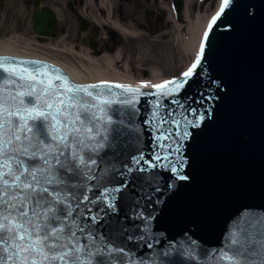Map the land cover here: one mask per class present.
<instances>
[{
	"label": "snow or ice",
	"instance_id": "snow-or-ice-1",
	"mask_svg": "<svg viewBox=\"0 0 264 264\" xmlns=\"http://www.w3.org/2000/svg\"><path fill=\"white\" fill-rule=\"evenodd\" d=\"M218 2L194 63L182 78L163 83L77 84L54 65L0 56V264H175L174 254L183 264H264V215L242 216L219 247L205 248L192 239L178 249L169 244L151 260L137 259L117 243L125 231L118 219L107 231L97 227L101 213H115L117 202L128 198L127 184L115 178L125 174L121 165L133 171L129 160L147 165L138 167L139 173L160 168L188 179L183 141L205 115L192 108L177 114L184 105L175 97L197 74L209 33L233 0ZM148 88L155 91H141ZM145 95L157 97L144 121L158 133L153 139L159 151L150 160L138 148L134 123ZM168 97L177 108L162 103L160 98ZM141 180L154 184L159 175ZM144 231L150 232L146 221Z\"/></svg>",
	"mask_w": 264,
	"mask_h": 264
},
{
	"label": "water",
	"instance_id": "water-1",
	"mask_svg": "<svg viewBox=\"0 0 264 264\" xmlns=\"http://www.w3.org/2000/svg\"><path fill=\"white\" fill-rule=\"evenodd\" d=\"M174 3L181 20L185 1L174 0ZM56 14L54 9L44 6L36 11L32 26L38 36L53 35L59 20ZM146 15L153 18L151 11ZM80 22L79 32L85 31V22ZM43 62L69 75L63 68ZM175 98L184 105L177 114L192 108L205 115L199 128L189 127L192 134L183 141L181 154L186 161L183 174L188 179L180 181L160 168L139 173L137 168L147 165L143 162L134 165L129 160L133 171L129 173L121 165L120 172L125 174H117L115 178V183L127 184L124 191L128 198L117 202L115 213L108 211L107 216L101 213L104 218L97 225L101 231H107L108 225L118 219L125 231L117 243L132 251L137 259L151 260L169 244L178 249L180 242L192 239L205 248L219 247L242 216L264 215V0H233L209 33L197 74ZM156 99L154 95L141 96L136 106L138 148L145 160L159 151L153 139L158 133L144 123L150 118L152 102ZM160 99L168 108H177L170 104L172 97ZM187 114L189 119L195 118ZM153 173L159 175L156 183L141 180ZM92 207L95 213L97 206ZM145 221L150 232L144 231ZM128 236L133 239H126ZM140 236L144 239H138ZM149 243L152 248L147 247ZM174 262L183 264L176 254Z\"/></svg>",
	"mask_w": 264,
	"mask_h": 264
},
{
	"label": "rangeland",
	"instance_id": "rangeland-1",
	"mask_svg": "<svg viewBox=\"0 0 264 264\" xmlns=\"http://www.w3.org/2000/svg\"><path fill=\"white\" fill-rule=\"evenodd\" d=\"M83 1L0 0V40L19 35L26 40L38 42L40 45L36 47L39 51L73 63H76L73 58L54 50L57 49L54 45L66 35H69L68 42L82 47L91 48L94 47L92 43H96L97 49L121 50L123 59L130 63V70L120 71L147 83L154 81L150 72L152 70H155L157 77L159 76L164 82L182 75L196 59V50L187 51L183 47L186 37L188 38L186 29L179 40H175L173 30H171V19H169L171 13L173 20L183 27L189 26V22L178 19L174 0H116L115 15L122 24L138 32L139 35L136 38L123 36L108 26L96 27L92 21H87L86 32L79 35V13L84 9ZM188 2L193 21L198 14H201L205 21L212 17L214 10L212 6L215 0H188ZM43 6L54 9L60 15L58 17L60 20L57 22L53 35L40 43L32 25L33 15ZM147 11L153 13L152 19L147 17Z\"/></svg>",
	"mask_w": 264,
	"mask_h": 264
},
{
	"label": "bare ground",
	"instance_id": "bare-ground-1",
	"mask_svg": "<svg viewBox=\"0 0 264 264\" xmlns=\"http://www.w3.org/2000/svg\"><path fill=\"white\" fill-rule=\"evenodd\" d=\"M82 3L84 9L81 13H79V16L82 19L84 18L86 23L87 21H92L96 27L108 26L121 35L123 34V36H131L135 38L138 37L139 34L135 29L122 24V22L115 15L114 11L117 8L116 0H84ZM189 5L190 4L188 0H185L183 19L184 21L189 22L188 27H183L176 20H173L172 13L169 19H171V30H173L175 40L182 38L183 31L186 29L188 38L186 37L183 47L187 51L196 50L197 56L200 45L204 38V33L207 29L206 27H208L212 17L219 10L220 3L218 0H215L212 6V8L214 7V10L212 11V17L207 21L203 20V16L201 14H198L196 17H194L195 20L193 21L191 19ZM92 10L94 11L93 13ZM59 16L60 15L57 17ZM46 38L48 37L37 35V39H39L40 43L44 42ZM68 39L69 35L61 38V40H59V42L54 45L57 47V49L54 50L63 53L67 57L73 58L76 63L63 61L56 57H51L43 51H39V48L36 47L37 45H40L38 42L34 40H26V38L21 36L19 37V35H14L9 37V39H1L0 54L15 55L20 58L27 57L48 61L63 68V70L69 74L68 76H70L75 82L82 84L109 81L111 83L128 84L132 87H138L142 83H147L145 81L137 80L135 77L120 71L123 70L127 72L130 70V63H128L129 61H125V59H123L121 50L113 51L110 48L97 49L96 43H94L96 46L92 45L94 47L91 48L82 47L75 43L68 42ZM150 72L154 81L148 84L163 83L159 76L157 77V72L155 70Z\"/></svg>",
	"mask_w": 264,
	"mask_h": 264
},
{
	"label": "flooded vegetation",
	"instance_id": "flooded-vegetation-1",
	"mask_svg": "<svg viewBox=\"0 0 264 264\" xmlns=\"http://www.w3.org/2000/svg\"><path fill=\"white\" fill-rule=\"evenodd\" d=\"M70 7H72V5H71V4H70ZM81 20H83V21H84V19H82V18H80V17H79V25H80V23H81V22H80ZM84 22H85V21H84ZM83 24H85V26H86V29H87V24H86V22H85V23H83ZM82 32H84V31H81V32H79L78 34L80 35ZM85 32H86V30H85Z\"/></svg>",
	"mask_w": 264,
	"mask_h": 264
}]
</instances>
